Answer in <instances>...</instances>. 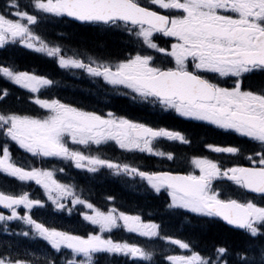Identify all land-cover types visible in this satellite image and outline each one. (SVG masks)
I'll return each instance as SVG.
<instances>
[{
    "label": "snow or ice",
    "instance_id": "6c2138e0",
    "mask_svg": "<svg viewBox=\"0 0 264 264\" xmlns=\"http://www.w3.org/2000/svg\"><path fill=\"white\" fill-rule=\"evenodd\" d=\"M43 19L119 31L126 46L103 61L65 57L60 46H50L34 32L32 26ZM18 45L55 58L61 69L82 70L126 90L132 99L139 97L179 118L222 130L252 147L244 156L249 166L235 159L241 155L238 145L214 143L204 147L229 154L230 164L203 154H191L178 164L173 151L157 150L154 141L166 138L189 145L183 132L150 126L112 110L42 97L41 89L52 85V79L0 58V80L26 90L33 106L31 110L9 106L12 93L0 88V175L34 182L44 197L0 191V208L7 210L0 211V264H38L39 258L30 259L31 253L13 246L15 236L45 242V264H95L94 257L100 255H123L131 264L152 261L154 250L112 238L109 233L118 226L141 238L164 241L160 264H264V0H30V8L23 10L19 0H6L0 8V52ZM106 142L170 163L141 169L81 148ZM13 146L37 162L60 159L88 172L106 167L115 174L139 177L148 192L164 198L166 211L211 218L238 233L240 246L214 244L202 253L185 239L164 232L161 224L120 210L112 195L106 197L103 210L83 191L54 178L53 169L18 166L11 155ZM224 183L245 197L225 196L220 186ZM46 207L57 214L78 210L86 230H61L34 216V210ZM15 220L27 230L10 229L9 222ZM173 245L190 254H166Z\"/></svg>",
    "mask_w": 264,
    "mask_h": 264
},
{
    "label": "trees",
    "instance_id": "16d2710c",
    "mask_svg": "<svg viewBox=\"0 0 264 264\" xmlns=\"http://www.w3.org/2000/svg\"><path fill=\"white\" fill-rule=\"evenodd\" d=\"M6 0H0V8L5 6ZM21 9L30 8V0H19ZM34 32L40 36L45 43L50 46L60 45L62 47V54L64 51L69 53V56L76 58V51L74 47H82L89 50H98L102 55L109 54L111 52L120 51L119 38L116 36H103L93 32L87 28H75L64 21L58 19H43L38 25L32 26ZM65 45V46H64ZM7 57L14 62L21 70H27L36 74L45 75L53 80V86L43 87L40 95L42 97H58L61 99L66 98H81L82 95L87 93V90L80 89L75 86L65 88L60 84L62 79L66 77L65 72L55 63V58L48 57L45 53H38L34 50L24 48L23 46H14L7 51L0 52V58ZM88 55H83L86 59ZM60 78V79H59ZM0 88H9L12 95L9 97L8 105L20 110H31L32 105L28 101V93L26 90L6 83L0 80ZM90 94V93H89ZM77 95V96H76ZM18 97V99H17ZM90 104V101H89ZM90 106H92L90 104ZM114 108V112L118 115H124L134 120L140 121L141 119H158V116L151 115V113L140 112L139 109L131 107L127 100L122 98H115L111 103ZM162 119H167V116H163ZM152 124V123H151ZM192 136V147L200 148L203 142L207 139L215 140L216 136L210 133V136L205 134L202 127H197L190 132ZM2 143V141H0ZM106 150V149H105ZM103 150V151H105ZM108 153L119 159L120 156L125 155L124 161H131L137 163V160L131 159L136 153H127L118 150L113 147L112 150H107ZM11 155L15 163L18 166L25 168H31L33 166L40 167H58L54 165V159H46L43 162L35 161L29 154L23 150L17 149L15 146L11 149ZM63 173L59 175V179L62 183L74 186L75 189L80 192L83 191L86 196L90 198L96 205L106 210V197L112 195L115 198L116 206L123 211L128 212L131 215H140L145 221L151 220L155 223L161 224L163 231L172 234L177 238H183L186 242H190L193 249L200 252H207L214 244H228L231 247L238 248L240 246V238L238 233L229 231L228 228H221L216 223L210 222L211 218H197L194 215L187 217L175 213H171L170 210L166 211V205L162 203L163 197H156L154 194L143 190V187H135L139 182H143L137 178H131L124 174H116L115 177L107 174V170L103 169L98 172V176H94L91 172H79L78 170H72L68 165L60 164ZM106 175H104V174ZM135 179V180H134ZM136 181V182H135ZM138 181V182H137ZM225 186V185H224ZM0 190L6 193L21 194L27 191L33 198H44L43 190L35 185L34 182H20L18 180L9 178L4 175H0ZM225 196H230L229 188L225 189ZM237 197V196H235ZM21 211V210H20ZM51 210L48 208H40L34 210V216L44 220L47 217V213ZM22 214V213H21ZM52 218H63V222L54 223L52 221L51 226H55L61 230L72 229L77 232H84L85 226L80 222V218L77 213H74L71 217L65 216V214H57L52 210ZM221 223H223L221 221ZM24 224L21 222H15L9 224V228L20 232L21 230H27L24 228ZM2 231V230H0ZM114 240L121 242H139L147 249L154 250V256L152 261H143L142 264H160L162 259V251L166 247L165 242L156 239L141 238L137 234L129 233L122 226L116 227L109 233ZM3 237H0L2 240ZM13 246L19 247L22 251L27 250L29 253H33L29 258H39L38 264H45L43 261L46 255V247L44 242L40 239H30L23 236H15L11 238ZM166 254H189L185 250H180L178 246H170V250ZM95 264H131V259L126 258L123 255L110 256L100 255L94 257Z\"/></svg>",
    "mask_w": 264,
    "mask_h": 264
},
{
    "label": "flooded vegetation",
    "instance_id": "af4514ba",
    "mask_svg": "<svg viewBox=\"0 0 264 264\" xmlns=\"http://www.w3.org/2000/svg\"><path fill=\"white\" fill-rule=\"evenodd\" d=\"M93 32L98 34V36L103 35V36H116L119 38V46L120 51L117 52H111L109 54L102 55L101 52L98 50H89L86 48L82 47H72L70 49H74L76 51V58H83V55H88L93 57L94 59L98 60H106L111 57H114L116 55H119L123 49L125 48V36L120 33L119 31H109L106 32L104 30H96L92 28ZM87 60V59H85ZM67 71V70H66ZM76 73L74 74L77 80V84L75 85V91L78 89H86L87 93L85 95H82L81 98L75 97V98H66L64 100L71 101L74 103H78L83 105L84 107L88 109H96V110H112L114 111V108L111 106V103L115 98H122L127 100V103L133 107L137 108L140 110V112H147L151 113V115H156L158 116V119H152V120H147V119H141L140 122H145L149 124L150 126H160V127H166L172 130H179L186 134L189 139H190V144L189 145H184L180 142H173L169 141L166 138H157L154 141V145L157 150H160V147H163L162 144H169V147L167 150L173 151L176 156H177V162L178 164L183 163L186 158H190L191 154H203L208 156L209 158L221 161V162H227L230 164L231 159L229 157V154H217L212 152L211 150H208L204 147L205 144L207 143H214L219 146H228V145H233V146H239L241 148V155L239 157H236L235 159L241 163L243 166H249L248 162L244 160V156L248 155L250 152V149L252 145L248 144L245 140L243 139H238L236 136H229L225 135L222 130L215 129L214 127H210L204 124H201L200 122H193V121H188L183 118H179L176 116L175 113H172L167 110H163L159 108L158 106H152L139 97L136 99H132L130 95H125L124 89H116L113 87H110V85H107L102 79L99 78H94L90 77L87 75L85 72L82 70H75ZM66 77H71L74 76L71 73H65ZM69 88V87H66ZM81 94L83 93V90L79 91ZM90 93V94H89ZM77 96V95H76ZM92 106H90L89 104ZM163 116H167V119H162ZM152 123V124H151ZM202 127L205 131V134L210 136V133L214 134L216 136L215 140H209L208 137L207 139L203 142L202 147L200 148H195L192 147V136H190V132L195 130L197 127ZM187 154V156H186ZM95 155V154H94ZM131 159L137 160V165H132L131 163H128L131 166L139 167L141 169L145 168H160V167H166L170 162L166 161L164 158L157 157L151 154L147 153H141L139 152L137 155H134ZM70 167H73L70 163L68 164ZM51 169L56 170L57 167H52L50 166ZM97 172V171H96ZM107 174L112 175L113 172L112 170L107 169ZM237 190L235 187H231V190ZM238 192L242 193L241 190H237ZM50 223L53 221L54 223H61L63 222V218H52L49 217ZM3 229V224L0 222V230ZM2 238V236H0Z\"/></svg>",
    "mask_w": 264,
    "mask_h": 264
},
{
    "label": "rangeland",
    "instance_id": "374dc122",
    "mask_svg": "<svg viewBox=\"0 0 264 264\" xmlns=\"http://www.w3.org/2000/svg\"><path fill=\"white\" fill-rule=\"evenodd\" d=\"M87 29H91L92 30V28H87ZM76 69H68V71H69V73H71L72 75H74L75 73H76V71H75ZM107 143H109V142H106V143H103V144H101V145H99V146H96V145H93V146H91V148H88L87 146H81V148H82V150H84V151H86V153L87 152H90L91 154H95V155H97L98 153H97V149L98 148H100L102 145H105V144H107ZM99 152V151H98ZM59 161H63V160H60V159H58ZM54 171V178H56V179H58L57 178V176H56V171L55 170H53ZM58 172H59V174H61V171H59L58 170ZM21 210V211H20ZM18 211H20L21 213L23 212V208L21 207L20 209H18ZM75 212V210L71 213V215L73 214ZM66 213V216H70L67 212H65ZM7 214V213H6ZM18 220H15V221H11V222H9V223H14V222H17ZM21 223H23L22 221H20ZM50 222V221H49ZM2 224H3V222H1ZM9 226V225H8ZM115 229V228H114ZM113 230V229H112ZM111 230V231H112ZM97 231H98V229H97ZM190 254V253H189Z\"/></svg>",
    "mask_w": 264,
    "mask_h": 264
},
{
    "label": "bare ground",
    "instance_id": "6f19581e",
    "mask_svg": "<svg viewBox=\"0 0 264 264\" xmlns=\"http://www.w3.org/2000/svg\"><path fill=\"white\" fill-rule=\"evenodd\" d=\"M60 82H61L60 84H62L65 88L66 87H72V86H75L77 84V80H76L75 75L71 76V77H64L62 79V81H60Z\"/></svg>",
    "mask_w": 264,
    "mask_h": 264
},
{
    "label": "water",
    "instance_id": "95a60500",
    "mask_svg": "<svg viewBox=\"0 0 264 264\" xmlns=\"http://www.w3.org/2000/svg\"><path fill=\"white\" fill-rule=\"evenodd\" d=\"M0 209H2V210H4V211H7V210H5V209H3V208H0Z\"/></svg>",
    "mask_w": 264,
    "mask_h": 264
}]
</instances>
